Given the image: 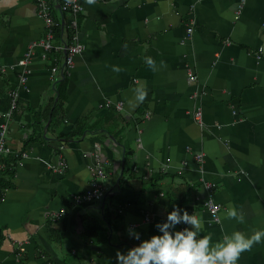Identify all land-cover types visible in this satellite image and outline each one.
Here are the masks:
<instances>
[{
	"label": "crops",
	"instance_id": "0c3cea01",
	"mask_svg": "<svg viewBox=\"0 0 264 264\" xmlns=\"http://www.w3.org/2000/svg\"><path fill=\"white\" fill-rule=\"evenodd\" d=\"M47 1L55 22L69 20L58 0ZM80 3L84 49L62 73L63 53L39 57L45 29L36 0H0V123L13 150L0 153V264H117V251L158 234L155 225L174 207L202 217L201 235L214 242L264 229V0ZM28 49L24 90L14 64ZM54 54L59 70L51 75ZM138 87L147 98L133 106ZM13 89L20 95L5 120ZM19 151L27 155L20 165ZM98 157L103 203H75ZM61 159L60 171L48 166ZM204 182L221 208L216 221ZM229 204L244 224L224 219ZM238 264H264V242Z\"/></svg>",
	"mask_w": 264,
	"mask_h": 264
},
{
	"label": "clouds",
	"instance_id": "9594fccd",
	"mask_svg": "<svg viewBox=\"0 0 264 264\" xmlns=\"http://www.w3.org/2000/svg\"><path fill=\"white\" fill-rule=\"evenodd\" d=\"M84 3L92 6L97 0H84ZM65 4L73 6L74 10L79 8L77 0H65ZM145 63L155 70V61L151 57H146ZM113 71L120 72L122 69L114 67ZM133 93V106L147 98V90L143 87L133 89ZM224 219L245 223L243 211L232 204L228 205ZM181 223L191 227L176 230ZM155 227L158 234L142 240L126 254L117 251V264H238L243 253L264 242V229L253 230L250 234L235 230L224 233L221 239L214 242L210 234L201 235L203 218L186 210L182 212L179 207H174L168 212L166 220L158 222ZM128 232L130 237L140 240L139 232L132 228Z\"/></svg>",
	"mask_w": 264,
	"mask_h": 264
},
{
	"label": "built area",
	"instance_id": "2783aa9c",
	"mask_svg": "<svg viewBox=\"0 0 264 264\" xmlns=\"http://www.w3.org/2000/svg\"><path fill=\"white\" fill-rule=\"evenodd\" d=\"M59 3V10L61 14L67 13L69 15V20L67 21V29L71 33L70 42L66 43L65 40H61L60 42L54 39L53 34V27L56 25L58 21H54L52 18V5L47 0H36V12L37 15L42 19L43 25H44V37L39 41V46L41 48V52L39 54V57L42 61H45L48 58V54L50 52H59L63 51V62H62V73H65L69 67L72 66L73 60L75 56L82 54L84 45L81 43L78 35H77V16L78 13L82 9V5L80 3V0H77V3L79 4V8H76L74 10L73 6L66 5L65 0H58ZM241 7V5L239 6ZM264 9V4H263ZM239 10H237L236 17L238 15ZM64 22V19H63ZM264 28V23H263ZM192 31V27L188 26L186 29L187 34H190ZM57 42V43H56ZM262 49L261 47L259 48ZM32 57V50L28 49L23 56L14 64L16 67L20 68V74H19V83L23 85V89L27 90V86L25 85V82L27 80V73L29 70L27 69ZM58 58L53 55V62L52 66H50V72L51 75H54L59 70V65L57 64ZM5 71V68L3 66H0V72ZM194 78L192 77L191 73L189 74L188 81H192ZM8 95L10 97L8 108L3 113L4 117L7 120L11 115L13 114L14 110L16 109L17 104V98L20 95L19 89H13L8 91ZM108 105L107 103L105 106ZM116 109H121L122 103L117 102L115 105H113ZM194 117L196 120H200L201 117V111L199 108L196 109L194 113ZM7 130V124L6 122L0 123V153H11L13 152L12 148L6 143L5 135ZM95 149H98L99 147L95 145ZM15 156H19V158L16 159V164H22L21 158H25L26 152L19 151L15 153ZM95 157L97 155H94ZM203 155L202 154H196L195 158L197 161L202 160ZM99 157L95 165L91 166L89 168V173L91 176V181L89 184V187L86 189L84 193L81 194H75L72 196V199L75 203L81 202V201H93V200H100L103 196L104 192V179L106 178L107 174L104 171V169L101 166V163L99 161ZM66 163L61 159L57 165H48L50 168H53L56 171H60L65 167ZM203 186L209 191L208 197L205 199L204 205L206 209L208 210L209 214L212 217V220L216 221L219 217V211H220V205L215 202V200L211 196V191L213 184L209 182H204ZM63 214V209H61L58 212H51L50 215L52 219H57ZM145 221H148V217L145 216Z\"/></svg>",
	"mask_w": 264,
	"mask_h": 264
},
{
	"label": "trees",
	"instance_id": "16d2710c",
	"mask_svg": "<svg viewBox=\"0 0 264 264\" xmlns=\"http://www.w3.org/2000/svg\"><path fill=\"white\" fill-rule=\"evenodd\" d=\"M64 15V14H63ZM67 20H65V18H64V24L63 25H61V23L60 22H57L56 23V25L53 27V34H54V39L55 40H59V41H61V40H65V42L66 43H69L70 42V38H71V33H70V31L67 29ZM58 53V55L60 54V53H63V51H59V52H56V54ZM57 56V55H56ZM57 58H58V56H57ZM63 75V77H65V74H62ZM56 109V108H55ZM6 184V183H5ZM5 184H3V185H5ZM5 187H7V186H5Z\"/></svg>",
	"mask_w": 264,
	"mask_h": 264
},
{
	"label": "water",
	"instance_id": "95a60500",
	"mask_svg": "<svg viewBox=\"0 0 264 264\" xmlns=\"http://www.w3.org/2000/svg\"><path fill=\"white\" fill-rule=\"evenodd\" d=\"M62 24H63V23H62ZM100 202H102V203H103V199H101V200H100Z\"/></svg>",
	"mask_w": 264,
	"mask_h": 264
}]
</instances>
